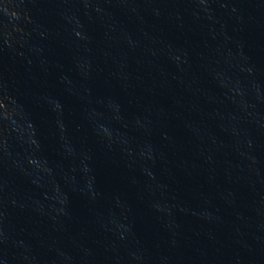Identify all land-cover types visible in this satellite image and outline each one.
<instances>
[{
  "label": "water",
  "instance_id": "95a60500",
  "mask_svg": "<svg viewBox=\"0 0 264 264\" xmlns=\"http://www.w3.org/2000/svg\"><path fill=\"white\" fill-rule=\"evenodd\" d=\"M0 264H264V0H0Z\"/></svg>",
  "mask_w": 264,
  "mask_h": 264
}]
</instances>
